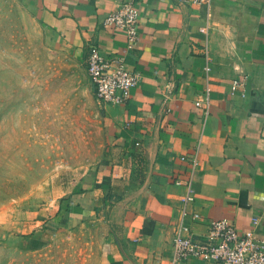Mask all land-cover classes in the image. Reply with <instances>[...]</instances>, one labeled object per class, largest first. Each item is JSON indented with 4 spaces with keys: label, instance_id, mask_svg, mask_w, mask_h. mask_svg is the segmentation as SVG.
I'll return each mask as SVG.
<instances>
[{
    "label": "crops",
    "instance_id": "0c3cea01",
    "mask_svg": "<svg viewBox=\"0 0 264 264\" xmlns=\"http://www.w3.org/2000/svg\"><path fill=\"white\" fill-rule=\"evenodd\" d=\"M22 1L84 59L95 99L87 71L93 46L121 56L139 79L125 102L96 99L104 114L97 160L61 173L43 203L13 220L6 247L38 250L90 228L102 264H218L176 260L173 240L201 239L220 218L264 244V0H134L133 48L123 28L103 25L125 0ZM188 179L195 199L185 204Z\"/></svg>",
    "mask_w": 264,
    "mask_h": 264
},
{
    "label": "rangeland",
    "instance_id": "374dc122",
    "mask_svg": "<svg viewBox=\"0 0 264 264\" xmlns=\"http://www.w3.org/2000/svg\"><path fill=\"white\" fill-rule=\"evenodd\" d=\"M85 65L22 0H0V264H102L90 228L38 250L5 242L61 173L83 172L100 154L104 114Z\"/></svg>",
    "mask_w": 264,
    "mask_h": 264
},
{
    "label": "built area",
    "instance_id": "2783aa9c",
    "mask_svg": "<svg viewBox=\"0 0 264 264\" xmlns=\"http://www.w3.org/2000/svg\"><path fill=\"white\" fill-rule=\"evenodd\" d=\"M185 1L210 2V0ZM103 25L123 28L126 32L127 46L133 48L140 38V10L137 3L134 0L121 2L106 14ZM87 71L96 99L103 103H122L129 100L132 88L139 79L137 73L127 67L121 56L105 57L97 46L91 47L87 55ZM237 85L236 83L233 88ZM203 104V100L196 102L198 107ZM205 111L207 114L210 113L208 102ZM197 164L198 158L195 156L191 159V165L195 168ZM175 182L181 184L183 181L178 178ZM184 185L186 193L183 201L189 204L195 199L192 179L185 181ZM193 216L199 218L200 215L195 212ZM173 246L176 260L198 256L218 264H264L263 242L256 238L253 230L240 235L234 223L227 218L208 223L207 231L201 239L177 233Z\"/></svg>",
    "mask_w": 264,
    "mask_h": 264
}]
</instances>
